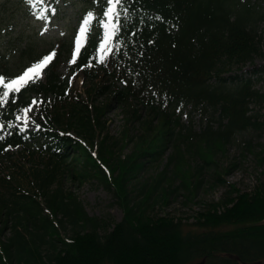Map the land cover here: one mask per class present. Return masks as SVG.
<instances>
[{
    "label": "trees",
    "instance_id": "trees-1",
    "mask_svg": "<svg viewBox=\"0 0 264 264\" xmlns=\"http://www.w3.org/2000/svg\"><path fill=\"white\" fill-rule=\"evenodd\" d=\"M28 1L39 12L45 0ZM77 2L94 15L79 53L72 40L42 51L28 41L13 61L0 52L5 83L28 68L26 56L37 63L54 52L45 79L0 103V264H264V185L243 193L229 185V197L190 225L149 212L179 190L192 200L206 170L214 169V185H227L231 169L220 170L216 157L237 134L259 126L253 111L264 107L256 82L232 74L264 59L261 8L251 0H122V27L107 53L97 38L107 0ZM64 62L82 73L83 92L61 73ZM32 99L42 103L35 105L34 130L25 132L17 117ZM113 107L126 114L117 137L105 120ZM186 107L208 111L201 129L182 122ZM34 139L40 152L29 148ZM18 146L30 150L16 158ZM253 149L249 141L243 147ZM259 155L264 159V150ZM164 160L155 177H141ZM67 181L103 187L122 220L89 215L65 190Z\"/></svg>",
    "mask_w": 264,
    "mask_h": 264
},
{
    "label": "rangeland",
    "instance_id": "rangeland-1",
    "mask_svg": "<svg viewBox=\"0 0 264 264\" xmlns=\"http://www.w3.org/2000/svg\"><path fill=\"white\" fill-rule=\"evenodd\" d=\"M251 1L255 2L264 13V0ZM85 16L82 5L77 0L58 1L57 3L54 0H45L41 3L39 12L35 10V6L32 8L28 0H0L1 55L7 54V57H10L13 61L14 57L12 56L17 54L16 50L19 47H24L28 41H31L36 51L51 48L53 41L57 44L59 41H71L72 39L76 44L78 36L81 40L80 28ZM104 31L100 34L101 38ZM259 32L264 34V20L260 23ZM30 59L29 56H26L25 62H27V66L35 64V61ZM48 66L43 69L42 78H45ZM240 69L235 70L232 74L237 73L243 77H251L256 82L255 88L264 93V59L256 57L252 62L247 63ZM60 71L64 76H68V80L71 81L75 89L84 91L85 83L81 73H72L65 62L60 64ZM15 72L16 69L13 70V73ZM75 75L78 78L73 79ZM113 81L117 83L115 79ZM117 84L121 83L118 82ZM29 108L30 111L19 119L18 127L22 130H32L34 128L31 115L35 112V106L31 105ZM207 112L203 110L191 111L190 107H186L180 113L184 124H188L191 121L194 128L199 130L210 118ZM253 113H256V121L259 126L237 134L227 147L226 153L222 155L219 152L216 157L220 170L223 167L231 169L230 173L224 176V182L228 186L214 185V169L206 170L202 177L204 181L197 195L192 200L188 201L187 193L184 190H179L170 197L168 204L160 201L154 204L149 209L150 214L159 217L168 215L175 219H182L183 222L190 225L194 222L198 213L205 211L209 204L229 197V185H234L242 193L250 192L254 188L264 185V159L259 155L261 150H264V107L255 108ZM105 120L108 133L114 137L119 136L124 129L126 120L123 107H113L111 111L106 113ZM138 126L137 124L134 128L135 133L139 130ZM247 141L254 147L251 152L243 150ZM39 142V140L36 141L35 139L29 141L31 144L29 148L32 151L38 150L40 152L36 147ZM21 147L22 151L20 152ZM30 149H24L23 146H19L13 148V152L18 158L23 151L26 152ZM131 150L132 145L124 152L129 153ZM172 150L173 147H170L167 154H170ZM191 161L193 166H196L197 162H195L194 157ZM165 163L166 161L164 160L159 165L149 167L142 173L141 177L144 179L155 177L164 168ZM179 181L180 179L176 182V185ZM64 188L67 191H73L79 196L89 215L110 219L114 222L122 220L123 210L115 203L113 196L96 183H86L83 186H79L67 181L64 184ZM186 227L190 228L188 225Z\"/></svg>",
    "mask_w": 264,
    "mask_h": 264
},
{
    "label": "snow or ice",
    "instance_id": "snow-or-ice-1",
    "mask_svg": "<svg viewBox=\"0 0 264 264\" xmlns=\"http://www.w3.org/2000/svg\"><path fill=\"white\" fill-rule=\"evenodd\" d=\"M122 0H107L108 8L104 11L103 16L107 18V20L101 19L100 24L105 29L102 42L99 45V51L111 53L112 49L107 47L109 41L113 39L120 27H122L120 23V13L116 11V5L121 4ZM125 16L127 15V10H124ZM94 19V15L92 12H89L85 17L83 24L80 28V33L85 34L90 22ZM114 21V22H113ZM76 51L80 52V39L79 36L76 38ZM119 51V48L116 49ZM82 54V53H81ZM54 56V52L50 53L48 56L42 58L41 61L36 64L30 66L26 69L19 77L13 78L10 82L5 83V79L0 76V103L6 102L7 98L10 96L12 92L19 93L23 88L29 86V84H34L37 80L42 78L43 69L46 68L49 62L52 61ZM106 57H102L99 62L104 63ZM73 63L75 62V56L73 57ZM87 66V65H85ZM71 82V81H70ZM37 103H42V101H37L33 99L32 104L36 105ZM25 114L30 111V108H25L23 110ZM20 119V117H17ZM26 123V122H25ZM2 127V126H0ZM39 127V126H37ZM2 139V137H0Z\"/></svg>",
    "mask_w": 264,
    "mask_h": 264
}]
</instances>
